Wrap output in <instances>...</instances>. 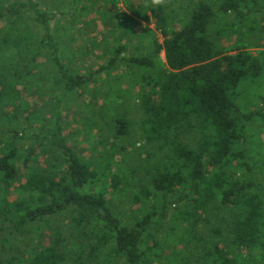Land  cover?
<instances>
[{"label": "trees", "instance_id": "16d2710c", "mask_svg": "<svg viewBox=\"0 0 264 264\" xmlns=\"http://www.w3.org/2000/svg\"><path fill=\"white\" fill-rule=\"evenodd\" d=\"M210 1L186 5L172 0L171 4L187 11L186 19L179 21V29H167L159 21L163 42L153 39L152 54L146 57L120 58L125 50L123 36L139 24L131 12L122 13L124 24L116 22L114 29L110 23L105 25L112 31L123 30L113 42L115 56L97 71L86 68V74H81L69 68L66 53L71 40L54 35L57 13L43 7L41 0H0V220L19 233L28 223L36 224L34 232L39 234L28 244V251L11 262L169 264L177 255L178 264H264V184L254 177L255 156H260L258 163L264 169V141L255 129L264 124V0H213L216 10ZM127 6L150 22L145 5L136 8L128 2ZM218 13L234 14L233 24L244 30L245 37L246 32L257 31L249 39L255 40L252 45L259 51L246 50V42L232 53L219 46L211 29ZM249 16L253 26L246 20ZM153 33L149 27L141 30L146 39ZM80 53L88 55L86 49ZM41 58L47 64L38 62ZM122 61L145 69L140 131L156 148L148 156L157 158L146 184L135 182L133 169L122 176L110 173L117 151L124 149L117 140L130 132V121L123 115L112 119L114 142L111 159L105 162L83 157L81 149H74L76 142L69 143L64 135L63 103L86 96L94 77L112 73ZM47 67L60 90L51 96L56 107L49 118L22 100V90L32 95L36 87L40 95L49 93L41 84L48 77ZM252 84L257 86L252 93L259 107L241 104ZM90 118L87 134L93 115ZM24 140H30L31 146L24 147ZM41 153L47 157L43 163L38 159ZM19 177L25 179L17 189L21 194L8 200ZM108 183L115 189L133 186V204L141 205L143 212L123 222L107 200ZM214 203L232 212L228 234L214 227L212 242L202 240L203 256L196 262L182 258L184 247L199 241V224L211 222ZM173 206L178 208L166 240L179 251L163 261L167 242L154 238L151 228L165 221ZM59 216L69 220L54 227L51 219Z\"/></svg>", "mask_w": 264, "mask_h": 264}, {"label": "rangeland", "instance_id": "374dc122", "mask_svg": "<svg viewBox=\"0 0 264 264\" xmlns=\"http://www.w3.org/2000/svg\"><path fill=\"white\" fill-rule=\"evenodd\" d=\"M36 1V0H35ZM44 2V6L49 11L57 13L55 21L58 28H55L54 35L61 36L62 40H71L70 46H68L66 56L70 58V66L73 70L76 68L81 74H86V68L91 72L97 71L100 66L107 63L109 59L114 55L113 45L116 36L121 33L120 29L112 31L116 22H122L124 24L123 14H131L135 20L139 22L135 25L132 32L126 31V35L123 36L121 44L124 46L120 58L129 59L131 57H146L151 55L152 41L157 39L160 43L163 42V35L160 30L161 24H166L169 28L179 29L181 24L186 19L187 11L183 7H176L171 4L172 0H162V3H154V0H41ZM183 4L198 3L200 0H177ZM130 2L134 7L143 6L147 8V15L150 16V22H144L128 10L127 3ZM213 4V8L216 10L218 7L215 1H210ZM151 9H155L158 13V17L154 16ZM64 13L65 16L59 14ZM129 12V13H128ZM123 13V14H122ZM168 14H170L168 16ZM113 16V19H108ZM234 14L218 13L213 19L211 24L212 37L216 42L224 49H228V53H232V49L239 46L242 42H246L249 47L246 50L256 54L259 48L252 45L255 40L249 38L257 31L250 30L246 32L244 36V30L236 27L233 24ZM250 25H254L252 17L246 18ZM259 20V17H258ZM226 22V24H223ZM230 23V24H227ZM110 23V28H105L106 24ZM53 24V26H54ZM223 24V25H222ZM143 27H149L154 32L148 39L141 35ZM222 27V28H221ZM225 28V29H224ZM114 29V28H113ZM54 30V27H53ZM222 35H218L220 32ZM109 32L110 34H107ZM114 32V33H113ZM245 40V41H241ZM86 46V48H84ZM87 50V56L82 55L81 50ZM115 56V55H114ZM160 57L165 61V54L162 52ZM38 62L47 64L45 58L39 59ZM90 68V69H89ZM48 77H45L41 84H45L49 93L43 92L41 95L37 93L36 87L33 89L32 95H28L25 90H22V100L28 101L32 109L43 111L44 114L51 116L52 110L56 107L55 98L51 96L54 93H59L58 86L54 81L53 75L49 67L45 70ZM145 73V69L133 64L122 61L119 66L113 69L110 74L102 73L89 83V91L86 96L81 98H75L72 102L63 103V119L65 124L64 135L69 138V143L75 141L74 149L80 151L81 155L85 158L91 159V162H105L111 159V146L114 142L112 119L119 116H124L130 121V132L127 135H123L117 140L119 146L124 148L116 153V156L112 162L110 168L111 174H118L122 176L126 170H135V182L138 184H146L149 181V177L152 174V164L157 160L156 156L149 157L148 154L155 152L156 148L150 147L147 141L141 135L140 122L142 119L141 107H140V94L143 90L144 84L142 83V75ZM257 86L250 85L248 90L251 94L247 98H243L241 104H246L247 107H259L260 101L256 99L253 90H256ZM98 91V94L96 92ZM52 92V93H51ZM78 94V93H77ZM76 94V95H77ZM79 95V94H78ZM114 95V97H113ZM261 96L264 97V91H261ZM103 98L106 103H103ZM93 115V122L87 126L88 121H92L90 116ZM255 129L260 132L261 138L264 141V124H258ZM89 130V131H88ZM87 136V137H86ZM24 147H30L32 142L30 140L22 141ZM259 147V146H258ZM264 154V147L261 148ZM37 151L42 152V145L37 147ZM47 151V150H46ZM53 151V150H48ZM159 155V151H157ZM45 153L39 155V162H45ZM49 156L54 159V154L49 153ZM55 156H57L55 154ZM260 156H255L258 167L254 169L255 179L264 184V169L262 164L258 163ZM253 161V160H252ZM25 183L23 177H19V180L14 184L8 200H12L14 197L21 194L18 192L19 184ZM127 187V186H126ZM126 187L115 189L110 183L105 186L108 191L106 197L110 202L111 208L114 213L119 215L123 222H129L131 217L138 212H143L141 205H134L132 201L133 193H136L133 186H128L127 191L124 192ZM103 189V190H105ZM12 194V196H11ZM178 206H173L170 210L169 217L165 221H161L159 224L154 225L151 228V233L154 238H158L159 241H166L167 248L164 250L163 261L167 260V256L171 252L179 251V247L175 249L169 247L170 242L167 236L170 233L171 223L173 221V214L177 210ZM211 222H201L197 227V233L200 236L195 246H185V257L190 258L191 261L196 262L199 256H203L205 250L202 247V240L206 243L208 239L212 242L211 234L213 228H220L223 234L227 235L229 232V225L232 224V212L229 208L221 207L219 203H214L210 206ZM65 216H59L58 218H52V225L54 227L59 226L63 222H68L69 218ZM34 225L28 223L24 230L19 233L9 228V223H3L0 220V264H15L11 262L12 259L20 257L22 253L28 251V244H31V240L38 237V233L34 232ZM28 231V232H27ZM47 232L41 231L40 233ZM49 232V231H48ZM149 246H153L152 239L149 240ZM173 250V251H172ZM247 256V255H246ZM169 264H178L176 259H181L180 256L173 255ZM108 264V263H105ZM197 264V263H196Z\"/></svg>", "mask_w": 264, "mask_h": 264}, {"label": "clouds", "instance_id": "9594fccd", "mask_svg": "<svg viewBox=\"0 0 264 264\" xmlns=\"http://www.w3.org/2000/svg\"><path fill=\"white\" fill-rule=\"evenodd\" d=\"M154 3H162V0H154Z\"/></svg>", "mask_w": 264, "mask_h": 264}]
</instances>
